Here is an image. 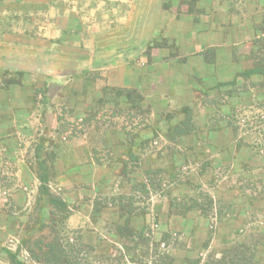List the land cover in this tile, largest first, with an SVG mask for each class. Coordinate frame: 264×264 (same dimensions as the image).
I'll list each match as a JSON object with an SVG mask.
<instances>
[{
	"label": "crops",
	"instance_id": "crops-1",
	"mask_svg": "<svg viewBox=\"0 0 264 264\" xmlns=\"http://www.w3.org/2000/svg\"><path fill=\"white\" fill-rule=\"evenodd\" d=\"M9 1L0 0V176L11 170L17 180L13 201L19 205L29 204L30 193L39 195L41 186L30 147L53 144L58 114L87 112L86 98H109L113 90L133 88L153 101L161 97L171 106L177 101L187 110L209 113L220 111L221 97L233 108L240 97L264 95V88H250V82L264 83V0H171L169 10L150 16L52 12L41 6L45 0ZM159 35L166 44L155 48L151 42ZM94 77L101 82L97 91ZM209 122L203 120V127ZM192 124L195 129L178 139L203 143L201 137L188 139L199 129ZM107 125L68 141L62 157L52 162L55 186L66 201L78 199L82 185L131 195L134 178L157 167L149 151L135 168L126 162L123 124ZM218 138L205 142L218 145ZM97 141L104 147L96 149L109 153V161L99 156L95 161ZM2 256L0 264L7 262Z\"/></svg>",
	"mask_w": 264,
	"mask_h": 264
},
{
	"label": "rangeland",
	"instance_id": "rangeland-1",
	"mask_svg": "<svg viewBox=\"0 0 264 264\" xmlns=\"http://www.w3.org/2000/svg\"><path fill=\"white\" fill-rule=\"evenodd\" d=\"M13 1L17 3H9L14 5ZM45 2L48 3L41 6L52 12H149L150 16L152 12L169 10L171 0ZM156 40L151 42L155 48L166 44L162 35ZM99 81L92 85L93 90L97 91ZM250 85L253 91L264 88L263 82ZM162 87L159 85L158 93ZM113 98H86L89 108L83 114L61 111L59 127L53 135L57 142L30 147L36 159L34 166L38 169L40 157L46 165L47 184L59 194L52 162L63 153L71 137L87 133L90 127L102 129L108 124L115 128L123 124L132 135L147 136L146 151L137 146L133 149L143 154L149 151L157 167L149 174L141 171L134 178L131 195L109 194L104 188L96 191L91 185H82L78 199L67 201L72 212L63 222L61 216L52 214L47 199L37 194L30 193L29 204L20 206L13 201L15 193L11 189L17 180L10 169L9 173H1L0 255L7 261L1 264H17L12 253L21 264L35 263L23 241L29 230L41 224L50 226L53 220L57 222L55 230L45 228L43 236L74 244L81 264H264V95L259 99L240 97L233 108L227 98L221 97L223 106L219 112L204 113L192 108L188 115L177 101L171 106L161 97L153 101L145 95L142 106L151 110L150 115L124 111L121 102H109ZM249 99L253 103L243 105ZM187 116L199 126L188 139L201 137L203 143L192 145L188 140L183 142L178 137L172 141L165 136L167 129L173 131ZM203 120L211 121V125L203 127ZM151 126L161 129L149 134ZM63 129L67 131L62 134ZM213 135L219 137L218 145L206 144V138ZM98 137L101 138H91ZM103 145L102 141L93 144L95 161L98 156L110 160L109 153L96 149ZM52 146L54 149H50ZM135 164L130 162L131 166ZM121 227L132 229L133 234L120 236ZM82 243L86 246L81 247Z\"/></svg>",
	"mask_w": 264,
	"mask_h": 264
},
{
	"label": "trees",
	"instance_id": "trees-1",
	"mask_svg": "<svg viewBox=\"0 0 264 264\" xmlns=\"http://www.w3.org/2000/svg\"><path fill=\"white\" fill-rule=\"evenodd\" d=\"M114 92V93H113ZM114 98L112 100H109V102L114 103L116 101L117 104L121 102L125 107L124 111L128 110L130 113H143L146 112L147 115H150V109L145 110L143 109L142 104L145 102V95L142 94V92L138 89L133 88H125V89H118L112 91ZM185 112H187V115L190 112V110L185 109ZM133 114V115H134ZM187 120H184L183 122H180V124H177L175 127H173V131L171 129H167L165 131V136L167 139L171 138L174 140L175 138H178L180 136H183L185 134H188L192 132L195 127L192 124L190 116H187ZM126 126L123 125V131L125 133V136L127 137V144H125L128 148V151L126 153L127 158L131 161V163H136L134 165V168L138 165L137 163L140 160V156L143 154L141 151H146V148H149L148 144V138L145 135L140 136V134H133L130 132V130L125 128ZM152 131L149 132V134H156L157 129H161V127L151 126ZM67 130L63 129L61 133H65ZM137 137L141 139V141L137 143H134L135 139ZM171 136V137H170ZM74 137H78V135L72 136L71 139ZM66 139V137H64ZM70 139V140H71ZM140 149L141 151H135L133 153V148ZM38 159V167H39V179L41 181V186L39 189V196L41 198H46L48 201V204L50 207H52V214H58V216L62 217V221L65 218H68L72 212V209L69 207L68 202L61 197L59 194H55L51 191L49 184H47L49 178L46 174V165L44 161H41L40 157H37ZM130 171V169H128ZM124 172H127V169L125 167ZM150 171L146 172L149 174ZM127 174V173H126ZM144 188H146V184H142ZM124 197V196H123ZM57 222L53 220L52 224L49 226L48 224H41L40 227L32 228L27 232V238L23 241L24 245L26 246V250L28 251L31 260L35 261V263L40 264H81L78 261V254L79 251L76 250L74 244H70L68 241L67 243L63 244L59 237H55L53 240H48L47 237L43 236V231L45 228L50 227L51 230H55ZM33 234L36 235L33 238ZM119 234L122 237H127L128 235L133 234V230L127 227H121L119 228ZM142 235V234H141ZM69 240V239H68ZM32 244L33 246H31ZM86 245L82 243L81 247H85ZM14 262L17 264H21L17 262V257L15 254H11ZM241 261L243 259L241 258ZM23 264V263H22Z\"/></svg>",
	"mask_w": 264,
	"mask_h": 264
}]
</instances>
